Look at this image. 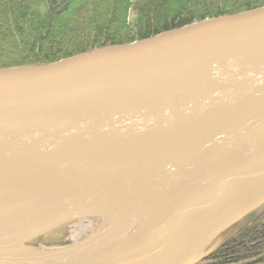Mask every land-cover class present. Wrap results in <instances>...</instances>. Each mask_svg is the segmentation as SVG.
Returning a JSON list of instances; mask_svg holds the SVG:
<instances>
[{
	"label": "water",
	"instance_id": "1",
	"mask_svg": "<svg viewBox=\"0 0 264 264\" xmlns=\"http://www.w3.org/2000/svg\"><path fill=\"white\" fill-rule=\"evenodd\" d=\"M0 183L36 196L1 230L0 264H191L207 254L264 204V5L0 68ZM140 199L115 219L101 211ZM89 217L101 225L74 243L28 245Z\"/></svg>",
	"mask_w": 264,
	"mask_h": 264
},
{
	"label": "trees",
	"instance_id": "2",
	"mask_svg": "<svg viewBox=\"0 0 264 264\" xmlns=\"http://www.w3.org/2000/svg\"><path fill=\"white\" fill-rule=\"evenodd\" d=\"M263 5L264 0H0V68L46 64ZM258 209V219L191 264H264V204ZM98 220L68 222L28 245H69L95 230Z\"/></svg>",
	"mask_w": 264,
	"mask_h": 264
},
{
	"label": "bare ground",
	"instance_id": "3",
	"mask_svg": "<svg viewBox=\"0 0 264 264\" xmlns=\"http://www.w3.org/2000/svg\"><path fill=\"white\" fill-rule=\"evenodd\" d=\"M0 186L6 189H0V233L5 227L9 226L15 221V217L18 216L20 211L33 206V200L36 198L35 194L32 195L29 190L10 185V183L2 184ZM28 193V194H27ZM14 195L17 199L15 201L6 202L12 200L10 197ZM26 198V199H25ZM32 199V200H31ZM26 200H31L27 202ZM5 201V202H3ZM123 201V200H122ZM3 202V203H2ZM143 200H139L136 203L132 202H120L111 203L109 206H104L101 211L106 213L107 218L115 219L125 212H129L130 209L137 207L138 209L143 206ZM146 213V212H145Z\"/></svg>",
	"mask_w": 264,
	"mask_h": 264
},
{
	"label": "rangeland",
	"instance_id": "4",
	"mask_svg": "<svg viewBox=\"0 0 264 264\" xmlns=\"http://www.w3.org/2000/svg\"><path fill=\"white\" fill-rule=\"evenodd\" d=\"M261 210L260 209H256L252 212H250L249 214H247L246 216H244L243 218H241L239 221H237V223H234L233 225H231L228 229L226 228V230L224 232H222L220 235L216 236V238H214L201 252L200 254H203L205 252H207L208 250L210 251L211 249H213L214 247H217V245L224 241L226 238H228L229 236H231L234 232L240 230L241 228H243L244 226H246L247 224L253 222L254 220L258 219L260 217ZM84 219V218H82ZM79 220V219H78ZM101 225V221H97V227H99ZM79 228H81L80 225H78ZM90 231V230H89ZM82 236L77 234V237L80 238ZM83 238V237H81Z\"/></svg>",
	"mask_w": 264,
	"mask_h": 264
}]
</instances>
